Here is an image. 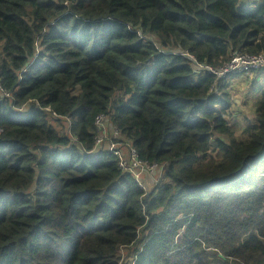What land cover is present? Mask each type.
Segmentation results:
<instances>
[{
    "label": "trees",
    "instance_id": "obj_1",
    "mask_svg": "<svg viewBox=\"0 0 264 264\" xmlns=\"http://www.w3.org/2000/svg\"><path fill=\"white\" fill-rule=\"evenodd\" d=\"M261 53L262 0H0V264H264V67L239 136L207 71Z\"/></svg>",
    "mask_w": 264,
    "mask_h": 264
},
{
    "label": "built area",
    "instance_id": "obj_2",
    "mask_svg": "<svg viewBox=\"0 0 264 264\" xmlns=\"http://www.w3.org/2000/svg\"><path fill=\"white\" fill-rule=\"evenodd\" d=\"M264 1V0H262ZM264 67V54L261 53L256 56L248 55H234L230 59L229 63L222 66L219 70L207 68V71L217 78L225 77L226 75H247L249 72L258 70ZM205 70L204 67H198ZM0 98L8 99L9 94L4 91L0 85ZM94 127L96 136L94 138L93 153L97 150H104L111 154L115 158L118 168L121 172L130 175L133 173V182L140 189H143V179L145 176L149 177L153 181L154 170L159 168L156 166H146L143 163L137 152L128 145V143L121 141L118 131L109 125L107 119L100 115L94 120ZM120 140V141H119ZM161 173L158 174V178ZM131 176V175H130Z\"/></svg>",
    "mask_w": 264,
    "mask_h": 264
},
{
    "label": "rangeland",
    "instance_id": "obj_3",
    "mask_svg": "<svg viewBox=\"0 0 264 264\" xmlns=\"http://www.w3.org/2000/svg\"><path fill=\"white\" fill-rule=\"evenodd\" d=\"M260 0H244V3H249L247 5H244L242 1L240 0V5L243 7H246L248 5H253L259 3ZM238 55V54H236ZM212 72H215L212 70ZM248 76V77H246ZM235 78L229 79L227 84H228V90L230 92V95L232 97V102L234 104L233 110H234V116H233V121H236L239 123L236 127V133L239 136L241 130L245 126V123L243 119H245L247 116V119H250L253 117V109H252V101L251 98H256L258 93L254 95H249V92L253 91L256 89V86L260 83L259 81L256 82L257 76L256 74L252 71L249 72L247 75H239V74H234ZM251 82H254V84L251 86ZM235 104L237 106H235ZM240 114V115H238ZM160 171V170H159ZM131 177L133 178V173L130 174ZM154 177V174L152 178ZM153 185V184H152Z\"/></svg>",
    "mask_w": 264,
    "mask_h": 264
},
{
    "label": "bare ground",
    "instance_id": "obj_4",
    "mask_svg": "<svg viewBox=\"0 0 264 264\" xmlns=\"http://www.w3.org/2000/svg\"><path fill=\"white\" fill-rule=\"evenodd\" d=\"M256 71V70H255ZM134 150V149H133ZM135 151V150H134ZM154 172H159V170H154Z\"/></svg>",
    "mask_w": 264,
    "mask_h": 264
}]
</instances>
